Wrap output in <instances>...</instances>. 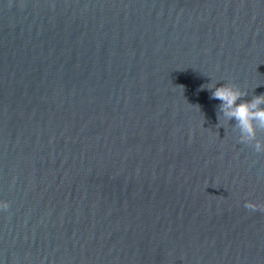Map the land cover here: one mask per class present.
<instances>
[{"label": "water", "instance_id": "1", "mask_svg": "<svg viewBox=\"0 0 264 264\" xmlns=\"http://www.w3.org/2000/svg\"><path fill=\"white\" fill-rule=\"evenodd\" d=\"M209 84L264 94V0H0V264H264Z\"/></svg>", "mask_w": 264, "mask_h": 264}, {"label": "clouds", "instance_id": "2", "mask_svg": "<svg viewBox=\"0 0 264 264\" xmlns=\"http://www.w3.org/2000/svg\"><path fill=\"white\" fill-rule=\"evenodd\" d=\"M201 87L202 90L206 88L211 92V99L221 102L219 112L229 120L236 121V127L240 129L242 136L249 140H255L256 130H264V108L260 107L264 105V94L254 96L250 102L237 104L244 93H241L232 85L223 84L217 87L209 84L208 87H205V85ZM255 149L257 152L261 151L259 142L255 144ZM245 207L250 208L252 206L246 203Z\"/></svg>", "mask_w": 264, "mask_h": 264}]
</instances>
